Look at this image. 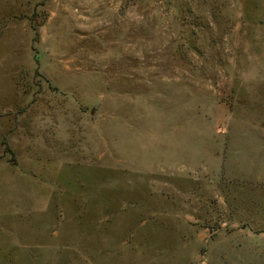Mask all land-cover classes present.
<instances>
[{
  "label": "rangeland",
  "instance_id": "374dc122",
  "mask_svg": "<svg viewBox=\"0 0 264 264\" xmlns=\"http://www.w3.org/2000/svg\"><path fill=\"white\" fill-rule=\"evenodd\" d=\"M0 264H264V0H0Z\"/></svg>",
  "mask_w": 264,
  "mask_h": 264
}]
</instances>
